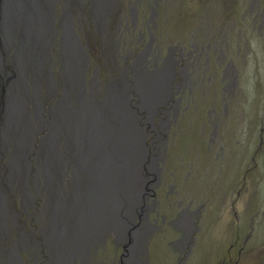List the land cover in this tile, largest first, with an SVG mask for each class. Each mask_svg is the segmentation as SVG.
Listing matches in <instances>:
<instances>
[{
	"label": "flooded vegetation",
	"instance_id": "flooded-vegetation-1",
	"mask_svg": "<svg viewBox=\"0 0 264 264\" xmlns=\"http://www.w3.org/2000/svg\"><path fill=\"white\" fill-rule=\"evenodd\" d=\"M172 3L55 0L52 64L23 102L46 131L29 136L26 163L24 145H0V264H239L235 235L217 242L219 211L249 225L246 247L264 227L262 206L243 222L235 212L263 180L264 0H204L179 22ZM65 51L79 86L62 83ZM124 135L128 180L115 192L97 163ZM247 253L264 264V240Z\"/></svg>",
	"mask_w": 264,
	"mask_h": 264
},
{
	"label": "bare ground",
	"instance_id": "bare-ground-1",
	"mask_svg": "<svg viewBox=\"0 0 264 264\" xmlns=\"http://www.w3.org/2000/svg\"><path fill=\"white\" fill-rule=\"evenodd\" d=\"M54 7L55 0H43L41 6L38 5L39 16L34 17V15H31L27 30L33 27L30 34L36 40L31 45H16L20 42L21 36L15 37V42H13L15 43V47L12 50L9 49V46L2 45L0 41V131L6 136V141H3L0 136V145H2L1 150L5 147L13 149L12 145L14 142H17L19 146L24 145L21 153L17 154L18 157L22 156L18 164L26 163V157L29 160L31 158L29 155L30 146L28 144V138L31 133L34 130L41 133L46 131V126L43 125L41 119V113L37 109L36 114L39 124L34 128L32 125L30 126L28 112L23 102L24 100L26 101V93L30 96V102H34L32 97H36L40 90L41 78L44 74L43 69L52 64L50 37L53 32ZM44 22L46 28H43ZM5 42L7 43V41ZM68 43L66 41L64 42L66 46H68ZM13 50L14 53H11L10 51ZM70 56L69 52L65 51L63 53V60L61 61L63 62L64 71L66 69L68 71L66 80L64 75L62 76V83L67 88L70 86L74 87V85L79 86L76 74L74 77V68ZM3 68L6 69V72ZM26 80L30 81L31 85L26 83ZM54 94L55 92L52 95ZM9 95L11 96L10 98ZM52 118L54 120L53 113ZM48 139L49 136H46L44 142ZM106 144L111 151L108 152L107 157L98 161V169L106 171L105 176L109 178L110 186L117 192V189L125 188L127 184L128 176L126 174V167L129 164L127 149L129 155L131 147L128 139L125 140V135L120 140L108 141ZM83 147H87L85 136L83 139ZM43 153L45 154V150ZM82 164L86 166L84 159L82 160ZM88 169L90 170V167Z\"/></svg>",
	"mask_w": 264,
	"mask_h": 264
},
{
	"label": "rangeland",
	"instance_id": "rangeland-1",
	"mask_svg": "<svg viewBox=\"0 0 264 264\" xmlns=\"http://www.w3.org/2000/svg\"><path fill=\"white\" fill-rule=\"evenodd\" d=\"M203 2H204V0H171V3L173 4V8L169 9V11L173 10L178 15H180V17L177 18V20H176V22H177L178 20L183 19V16L187 17L188 15H191V14L193 16H196L197 15L196 11L204 10V8L202 7ZM224 4L227 5L228 2L225 1ZM176 22L175 23L172 22V25H176ZM180 22L182 25L183 20ZM178 29H179V26H178L177 30ZM56 54H58V51H56ZM46 68H48V67H45L43 69V73H44V70ZM5 70L6 69H4V71ZM7 83H8V81H7ZM253 88H254L253 82H249L248 87H247V93L250 96H251L250 93L253 92ZM245 89H244V95H245ZM259 90H260V94L264 95V76L261 79ZM254 92H255V90H254ZM240 94L242 95V89H241ZM256 95H258V94H256ZM7 96H8V94H7ZM254 96H255V93L252 97L253 100H254ZM2 97H4V96H2ZM10 97L11 96L9 95V98ZM259 105H260V101L257 103V106H259ZM261 105H262V103H261ZM242 106L244 108H246V107L249 108L251 105H249L247 102H245L242 104ZM176 148H178V144L176 145ZM16 161H17V159L15 160V162ZM19 161L20 160H18L17 162H19ZM242 162H243V160H241L240 165ZM209 164H212V163L209 162ZM260 172H262V174H263V180L260 183L259 187L257 189L255 188V185L258 183V180L255 178H252L251 183H250V181L248 183V186H250V189L244 194L242 200L238 203L237 209L235 208V212H237L238 215L242 217L240 222H243L244 217H246L247 215H248V217L256 218V213H258L261 206L263 208L261 209V212H260L259 217L257 219L258 220L263 219L262 212L264 210V197H263L264 196V162H262V167L260 164ZM213 179H215V177L212 175H208V176L204 177L203 182L200 185V189L202 191V194L207 195L209 193L208 190L212 189L211 187L213 185L212 184ZM224 209H226V208H223V211H219L217 218L214 216L217 219V220L215 219V221H214V226H215L216 230L217 231L223 230L222 232H218L220 238L217 237V240H218L217 242L220 244H222V243L228 244V241H230L231 237L233 235H235L234 237L236 239V246H237L235 248L236 249V260H239V264H259V255L255 254V253H247V251H248V249L251 248V246L257 247L258 244L262 241V239L264 240V227L260 228L259 232H256L257 229H255V231H254L255 234L253 233L251 235L250 239L247 241V247H246L244 245V243H245L246 238L249 234V229H248L249 225L248 224L247 225L240 224V223H238V221L233 223V224H228L229 222L231 223L232 221H234V218L229 217L227 211H224ZM246 209H247V211H245ZM248 209H249V213H248ZM258 220H256V221H258ZM218 228H219V230H218ZM206 229H209V227L207 226ZM238 229H240V232L238 231ZM208 233H209V231H206L205 235H207ZM239 234L241 235V237L237 238V236H239ZM260 236H263V237L260 239ZM227 244H225V245H227ZM241 248H246V249L244 250L242 256L239 257L238 251ZM188 264H201V261L199 258L195 259L192 257L189 260Z\"/></svg>",
	"mask_w": 264,
	"mask_h": 264
},
{
	"label": "water",
	"instance_id": "water-1",
	"mask_svg": "<svg viewBox=\"0 0 264 264\" xmlns=\"http://www.w3.org/2000/svg\"><path fill=\"white\" fill-rule=\"evenodd\" d=\"M43 0H0V41L2 44L15 42V37L20 38L23 45L35 42L31 36V29L27 30L31 15L39 16L38 5ZM52 7V5H51ZM33 17V18H34ZM45 27V22L43 24Z\"/></svg>",
	"mask_w": 264,
	"mask_h": 264
}]
</instances>
